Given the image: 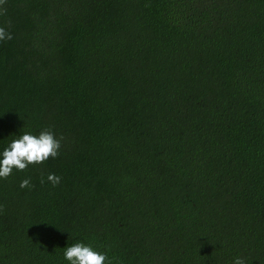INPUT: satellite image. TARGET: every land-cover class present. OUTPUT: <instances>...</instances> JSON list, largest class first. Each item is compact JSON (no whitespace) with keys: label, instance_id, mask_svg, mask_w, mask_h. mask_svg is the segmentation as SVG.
<instances>
[{"label":"trees","instance_id":"trees-1","mask_svg":"<svg viewBox=\"0 0 264 264\" xmlns=\"http://www.w3.org/2000/svg\"><path fill=\"white\" fill-rule=\"evenodd\" d=\"M0 26V151L62 137L0 179V264H264V0H2Z\"/></svg>","mask_w":264,"mask_h":264},{"label":"clouds","instance_id":"clouds-1","mask_svg":"<svg viewBox=\"0 0 264 264\" xmlns=\"http://www.w3.org/2000/svg\"><path fill=\"white\" fill-rule=\"evenodd\" d=\"M2 2V0H0ZM12 34L4 26H0V42L11 40ZM61 138L48 129L38 134L23 132L0 151V179L8 178L14 170L23 171L29 165L41 164L49 158L55 159L61 149ZM47 181L53 187L60 184L62 177L54 173L47 175ZM44 182L43 180L41 181ZM21 189L30 188V179L20 182ZM63 259L68 264H110L105 252L98 251L91 244L77 241L63 248ZM232 264H245L243 258L237 256Z\"/></svg>","mask_w":264,"mask_h":264}]
</instances>
